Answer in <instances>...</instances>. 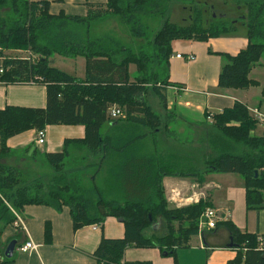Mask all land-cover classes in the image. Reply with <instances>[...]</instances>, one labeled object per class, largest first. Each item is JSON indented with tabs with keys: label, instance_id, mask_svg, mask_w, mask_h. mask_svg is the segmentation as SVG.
Instances as JSON below:
<instances>
[{
	"label": "trees",
	"instance_id": "16d2710c",
	"mask_svg": "<svg viewBox=\"0 0 264 264\" xmlns=\"http://www.w3.org/2000/svg\"><path fill=\"white\" fill-rule=\"evenodd\" d=\"M167 2L107 0L103 5H88L86 16L80 18L64 16L63 13L51 15L47 0H0V8L9 6L16 17L12 23L0 19V65L3 69L0 83L43 85L46 99L45 108L42 109L6 106L0 110V161L11 153L6 141L26 131H40L47 126L58 125H79L84 128L82 139L65 140L62 151L43 154L54 180L46 193L37 185L36 191L29 194V186L21 180L20 171L0 162V234L2 227L11 226L15 221L12 211L19 213L28 205L47 206L55 211L67 207L73 231L85 226L102 225L107 217L123 224L122 238H101L92 253L96 264H151L149 261L122 262L127 248H155L162 256L172 257L176 263V250L188 247L189 240L198 235V219L205 208L210 207V203L200 199L185 207H170L161 185L163 177H193L202 183V177L207 174H235L243 181L246 209H264V129L260 136L253 135L258 121L243 104L235 103L232 108L211 115L210 125L235 148L224 150L226 143H223L221 153L206 162L207 169L204 171L199 172L194 168L184 171L186 167L176 171L174 165H167L166 161L154 155L142 154L140 147L137 148L139 144L145 148L139 140L146 134L141 133L139 128L155 132L160 127L159 117L142 98L147 80L141 74L146 69L147 60L144 57L125 56L122 50H102L99 44L88 39V28L92 21L113 16L129 27L134 38H141L142 20L157 16L163 18ZM263 11V8L248 9L243 21L247 39L245 49L234 56L216 53L222 60L217 88L243 90L259 86L249 78V73L259 63L264 52ZM233 25L226 27L220 24L203 29L196 23L177 26L164 20L149 44L155 52L156 61L163 63L166 70L172 42H204L228 33L235 28ZM13 50L27 51L33 55V59L5 55V52ZM55 55L83 58L84 78L79 80L51 67V58ZM130 64L135 66L139 74L133 81L128 72ZM158 78L151 90L164 102L163 87L174 84ZM260 89L264 100V85ZM112 106L122 111V118L108 117L107 112ZM121 123H126L129 128L121 129ZM105 124L112 125L114 131L112 135L103 137L102 128ZM69 146L85 148L92 155H101L100 163L96 164L91 175L89 188L76 186V183L71 182V175L74 174L64 171ZM133 148L139 152L132 151ZM235 149L241 151L236 152ZM112 155L117 156V161L109 170L110 177L117 181V188L113 189L119 190L116 195L122 198V202L105 199L104 190L94 182L101 159ZM157 217L165 221L167 234L145 236L143 232L150 228ZM220 228L227 232L231 248L236 250V256L227 264H264V235L241 232L230 221L217 222L211 232ZM205 233L208 232L200 234L203 241ZM20 239L21 234L17 232L7 239L6 245L11 240L18 242ZM44 241L45 244L51 243L49 223L44 225ZM260 242H263V246ZM4 248L0 244V264H12L13 257L7 259L3 256Z\"/></svg>",
	"mask_w": 264,
	"mask_h": 264
},
{
	"label": "crops",
	"instance_id": "0c3cea01",
	"mask_svg": "<svg viewBox=\"0 0 264 264\" xmlns=\"http://www.w3.org/2000/svg\"><path fill=\"white\" fill-rule=\"evenodd\" d=\"M28 1L38 2L41 0ZM47 1L49 2V13L51 15L63 13L64 16L80 18L86 16L88 5H103L107 2V0ZM104 19L92 21L90 25ZM88 29V39L99 44L102 50L112 48L111 45H118L109 36H94V34L90 33V28ZM246 46V32L235 31V28L226 34L209 38L204 42L185 40L172 42L171 56L168 60L167 69L163 72V77L174 85L163 87L164 102L160 100L161 104L157 106L158 112L164 117V122L162 123L159 115L156 114L159 117L160 127L154 134L148 135V137V130L140 128L143 131L141 133L146 134V137L141 138L139 143L145 144L144 141L149 139L152 142V146H155L159 139L170 143V140H173L174 137L175 139L183 138L186 130L183 129L182 132L178 130L177 128L179 127L176 121L189 126H193L194 124L196 131L210 128V121L207 120V117L209 115L220 114L223 110L232 108L235 103L246 106L249 113L256 119L253 111L259 107L262 109L264 103L260 100L252 102V98L260 95V88L263 85H260L255 78H251L252 74H254L253 68L249 73V78L259 84L257 86L259 87V91L256 90L255 95L249 90L253 87L243 90L217 88V76L222 66V60L216 53H226L234 56L245 49ZM179 54L183 57L182 59L175 57ZM187 55H191L193 60H186ZM66 59H71L72 61L69 66H66L70 68L69 71L72 74L65 73L82 80L85 76V60L81 57ZM53 60L54 58H51L52 62L50 65L56 68L54 67ZM129 69L130 72H135L136 68L134 69L133 66H130ZM134 76H136L135 73L132 76L130 75L131 81H133ZM45 104V86L43 85H10L0 83V110L6 106L42 109L45 108ZM259 113L261 114V112ZM120 128H129V125L121 123ZM113 131L112 125L105 124L102 128V136H110L113 134ZM36 132V130H29L16 135L6 141V147L11 151V149H16L27 144L28 148L33 147V151L35 152L42 149L41 154L43 155L44 153L62 151L65 140H79L84 137V128L79 125L47 126L43 130V144L37 145L35 143ZM165 147L166 149L161 148L163 152L168 150L167 146ZM137 148L141 150L140 152H146V148H142L140 144ZM57 149L58 151H56ZM69 149H73L74 152H68ZM80 149L86 152H78ZM139 150L132 149L134 152H139ZM156 150L153 149L151 151L155 153L156 156L154 157L161 158L159 154L162 151L159 148L160 151H158L159 154L157 155L158 152ZM67 152L68 154L76 155L75 158L78 154H82L83 160L78 167L79 169H77L80 172L92 168L93 164L91 163H95L97 159V164L100 163L101 155H92L85 148L69 146ZM118 159H120V156ZM109 160L110 156H107L103 160L101 159L102 162L98 173L103 172ZM163 160H165L164 157ZM83 162L84 165L82 166ZM111 167H108L107 175L104 179H106L108 184L113 183L110 188H117L116 179L110 177L109 170ZM97 177L96 175V181ZM202 178L203 182L199 184L193 177H163L161 185L167 204L170 207H174V204L177 208L185 207L191 204L189 197L193 194V197H196L197 201L200 199L209 201L210 207L217 210L219 222L230 221L241 232L258 234L259 236L264 235V209H246L245 189L240 176L213 173L204 175ZM101 181L103 183V180ZM196 188H198V191H195ZM196 193H202L205 197L202 198L203 195ZM17 216L21 219L25 229L22 230L20 226H12L13 228L11 227L8 230L10 232L7 231L9 233L7 234L8 236H12L17 232L21 234V239L17 242L12 256V264H96L92 253L97 248L101 238L120 239L124 234L123 224L111 217L105 218L102 225L85 226L73 231L67 207H63L60 211H55L47 206L28 205L21 212L17 213ZM46 223H49L51 228L50 244H45L44 241V225ZM147 230L148 234L145 236L149 237L153 233L157 234V223ZM205 232L208 233H205L204 241L201 239V235H197L189 240L188 247L176 250V263L172 257L162 256L159 250L155 248H127L123 254L122 262L149 261L151 264H227V262L234 259L236 250L229 246V236L223 228L213 233L211 231ZM26 241H31L37 245V249L32 252L20 251L19 247ZM18 244L21 245L18 246Z\"/></svg>",
	"mask_w": 264,
	"mask_h": 264
},
{
	"label": "rangeland",
	"instance_id": "374dc122",
	"mask_svg": "<svg viewBox=\"0 0 264 264\" xmlns=\"http://www.w3.org/2000/svg\"><path fill=\"white\" fill-rule=\"evenodd\" d=\"M249 7L263 8L264 10V0H168L165 10L166 12L163 18H158L159 16H157L145 18L142 20L144 25L141 28L143 31V36L141 38H134L131 35L129 27L124 26L122 23H120L117 17L113 16H109L103 21L92 23L89 28L90 33L94 34V36H109L111 40H113L115 43L117 42V46L111 45V47H114V49L118 52L122 50L121 53H125V56L144 57L147 60V63L145 65L146 69L141 74L143 75L144 79L147 80L146 87L148 88L147 89L145 87L143 100L155 114L159 115L163 123L164 117L158 112L159 110H157V106L161 104V101L159 97L155 95L151 90L154 82L159 79L158 77L162 78L164 72V64L158 63L156 61L155 52L152 46L149 44V42H151L152 40L153 34L156 33V31L162 26L164 20L177 26H187L190 23H196V25L203 29L216 27L220 24L226 27H230L234 24L233 26L235 27V31L245 32L243 21H245L246 16L248 15ZM0 19L4 20V22L12 23L15 22L16 17L15 15H12L9 6H4L0 8ZM26 53L27 51L13 50L5 52V55L7 57H25ZM52 58H54V67L66 73L72 74L69 71L70 68L66 67L71 64V59H66L60 56L57 57L56 55L52 56ZM130 66H133V68L135 69V66L133 64H130L129 67ZM252 71L254 72V74H252L251 78H255L260 83V85H264V52L259 60V63L253 67ZM129 73L131 76L133 73H135L136 76L139 75L137 74L136 69L135 72H130L129 69ZM136 76H134V78H136ZM157 85H159L158 82ZM249 90L252 92V94L255 95L256 90L259 91V87H253ZM146 91L147 93H145ZM253 98L252 102H257L260 100L262 103H264V100L260 95L256 96V98L254 99ZM114 107L118 108L117 106ZM257 110L261 112V114ZM257 110L255 111L261 115V122H258L255 130H253L254 136H260L264 129V107L262 109L259 107L257 108ZM250 115L253 117L252 114ZM207 120L210 121V124L212 123L211 115L207 117ZM176 122L177 126L179 127L177 128L176 126L178 130H180L181 132L183 131V129L186 130L183 138L175 139L174 137L173 140H170L171 142L169 141L170 143H167L164 140L161 141L159 139L155 146H152V142H150L149 139H146V141H144L145 144H143L146 148V152L140 153L156 156L154 152H151L153 149H157L156 152H158L161 150V148L166 149L165 146H167L168 150L166 152H163L161 150L162 152H160V154L159 152L157 153V155L159 154L162 159L163 157L165 158V163H167V165H174V169L176 171H178L179 168H183L185 166L186 168H184V171L190 170V168H194L201 172L207 169V161L213 159L215 156L221 153L220 151L222 150V146L224 147L223 143H226L224 150H227L228 148H235L233 147V144L231 142L223 139L217 133V129L213 128L211 125L210 128L200 129L196 131L194 124L193 126H189L187 124L181 123L180 121ZM139 130L136 131L140 132ZM141 132L143 131L141 130ZM147 132V137L148 135L150 136L154 134V132H150L149 130ZM29 151L30 149L28 150L27 144L16 149H11V153L6 157H3L0 162L1 164L14 167L20 171L21 180L29 186V194H33L36 191L37 185H40L42 192L46 193L47 188L52 186V184L54 183V180L52 178V170L43 159V155L41 154L42 149H39L30 156L28 155ZM56 151H58V149ZM234 151L239 152L241 150L235 149ZM68 152H74V150L69 149ZM78 152L86 151L80 149V151ZM75 156L76 155L69 154L68 158L65 159L63 166L64 171L72 172V174H74L71 175V182L74 184L76 183V186L89 188L90 178L91 175L94 174L98 159L95 163H91L93 164L92 168H88L87 170L80 172L77 169H79L78 167L81 165V162L83 160L82 154H78L76 158ZM116 161L117 156H110V160L105 165L103 172L97 173V181L95 178L94 182H96V185L99 188L104 190L105 199H115L121 202L122 198L116 195L119 190L115 191L113 188L112 190H110V186L113 183L108 184L106 179H104L107 175L108 167L113 166ZM83 165L84 162L82 166ZM101 180H103V183ZM107 187H109V189ZM195 191H198V188H196ZM196 194L203 195L202 193ZM192 196L194 195L192 194ZM204 197L205 195H203L202 198ZM12 212L15 216V221L13 222L14 224L16 222L17 213H15L14 211ZM156 223L158 227V231L156 232L157 235H166L167 229L163 218L157 217L152 225H155ZM13 224L11 226L2 227L3 229L0 234V244H3V246H6L7 239L11 237L7 235L9 234L7 233V231L13 226ZM21 229L23 230L22 227ZM147 234L148 230H145L144 235Z\"/></svg>",
	"mask_w": 264,
	"mask_h": 264
},
{
	"label": "built area",
	"instance_id": "2783aa9c",
	"mask_svg": "<svg viewBox=\"0 0 264 264\" xmlns=\"http://www.w3.org/2000/svg\"><path fill=\"white\" fill-rule=\"evenodd\" d=\"M178 59H182L183 57L179 54L175 56ZM33 59V55L31 53H26V60H32ZM186 60L188 61H192L193 58L191 55H187ZM3 69L0 65V74H2ZM255 118L258 121H261V115L256 114V111H253ZM107 115L110 119H118V118H122L123 117V113L119 108H116L114 106H112L108 112ZM44 142V132L43 130L37 131L36 132V140L35 143L37 145H41ZM189 202L190 203H197V199L196 197H190L189 198ZM217 222H219V218L217 216V210L213 209V208H207L203 211V213L200 215L198 222H197V231H198V235L200 236L201 233L205 232V231H212L216 228V224ZM21 226L23 229V223L21 221V219L16 216V222L13 224V227H17V226ZM260 245L263 246V242H260ZM37 249V245L33 244L31 241H26L24 242V244H22L19 247L20 251L23 252H32L35 251Z\"/></svg>",
	"mask_w": 264,
	"mask_h": 264
},
{
	"label": "water",
	"instance_id": "95a60500",
	"mask_svg": "<svg viewBox=\"0 0 264 264\" xmlns=\"http://www.w3.org/2000/svg\"><path fill=\"white\" fill-rule=\"evenodd\" d=\"M32 151H33V147L30 148V151L28 153L29 156L32 154ZM16 246H17L16 240L9 241L8 244L4 248L3 256L7 259H10L14 254ZM229 246L231 247V244Z\"/></svg>",
	"mask_w": 264,
	"mask_h": 264
}]
</instances>
